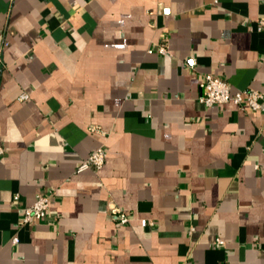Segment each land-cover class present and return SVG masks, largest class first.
<instances>
[{"label":"crops","instance_id":"1","mask_svg":"<svg viewBox=\"0 0 264 264\" xmlns=\"http://www.w3.org/2000/svg\"><path fill=\"white\" fill-rule=\"evenodd\" d=\"M261 21L264 0H0V264H264V101L199 99L205 74L264 94Z\"/></svg>","mask_w":264,"mask_h":264},{"label":"built area","instance_id":"2","mask_svg":"<svg viewBox=\"0 0 264 264\" xmlns=\"http://www.w3.org/2000/svg\"><path fill=\"white\" fill-rule=\"evenodd\" d=\"M264 24V21H261ZM5 44L4 46H6ZM4 47L0 46V66L2 65L1 52ZM158 50L161 54H166L168 52V45L166 42L159 45ZM200 88L202 90V95L200 96V101L207 107H213L215 105H220L224 103H234L239 108L243 110L259 111L262 108L264 101V94L255 89H247L238 92H232L229 83L212 74H205L203 80L200 82ZM28 96L22 94L20 96L21 100L26 99ZM91 132L101 133L99 127H91L89 129ZM4 153L3 147L0 145V155ZM106 149L104 147H99L94 150L85 160H83L77 168V173H82L87 170H100L103 168L106 162ZM16 199L18 196L15 197ZM49 209V195L45 193H40L37 195L35 202L25 208L21 224L23 226L34 225L47 216ZM110 213L112 218L117 220L121 224L129 223V217L116 205L112 204L110 206ZM14 243H18L19 239L15 237L13 239ZM226 244L225 240L222 238H216V247H224Z\"/></svg>","mask_w":264,"mask_h":264}]
</instances>
